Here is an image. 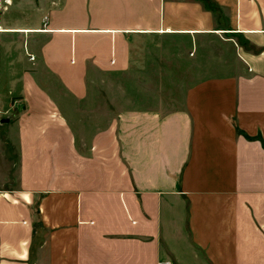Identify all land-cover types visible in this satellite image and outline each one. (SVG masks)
Returning a JSON list of instances; mask_svg holds the SVG:
<instances>
[{
  "label": "crops",
  "instance_id": "0c3cea01",
  "mask_svg": "<svg viewBox=\"0 0 264 264\" xmlns=\"http://www.w3.org/2000/svg\"><path fill=\"white\" fill-rule=\"evenodd\" d=\"M152 40L200 82L174 109L114 112L90 85ZM161 262L264 264V0L1 6L0 264Z\"/></svg>",
  "mask_w": 264,
  "mask_h": 264
},
{
  "label": "rangeland",
  "instance_id": "374dc122",
  "mask_svg": "<svg viewBox=\"0 0 264 264\" xmlns=\"http://www.w3.org/2000/svg\"><path fill=\"white\" fill-rule=\"evenodd\" d=\"M165 43L169 40H152L146 53V62L139 65L133 64L125 73L110 74L105 80L92 83L90 88L93 93L99 89L108 91L112 109L140 108V107H165V110L174 109L183 103L185 92L188 88L198 84L200 75L195 76L197 65L189 63L186 50L177 48L166 49ZM157 44H162L161 46ZM180 45L179 42L174 43ZM210 48L205 50L209 56L207 63L200 65L204 68L203 75H213L218 72V59L222 50L217 41H210ZM189 55V54H188ZM107 78V79H106ZM97 103L101 99L95 97ZM115 114V113H114ZM99 122H106L100 114ZM83 117L90 120L94 115L85 112ZM98 122V123H99Z\"/></svg>",
  "mask_w": 264,
  "mask_h": 264
},
{
  "label": "built area",
  "instance_id": "2783aa9c",
  "mask_svg": "<svg viewBox=\"0 0 264 264\" xmlns=\"http://www.w3.org/2000/svg\"><path fill=\"white\" fill-rule=\"evenodd\" d=\"M13 0H0V8L1 6L6 7L8 5H10L12 3ZM32 60H35V57L33 55H30ZM159 264H163V262L159 263Z\"/></svg>",
  "mask_w": 264,
  "mask_h": 264
},
{
  "label": "water",
  "instance_id": "95a60500",
  "mask_svg": "<svg viewBox=\"0 0 264 264\" xmlns=\"http://www.w3.org/2000/svg\"><path fill=\"white\" fill-rule=\"evenodd\" d=\"M4 121H8V120L6 119V120H4Z\"/></svg>",
  "mask_w": 264,
  "mask_h": 264
}]
</instances>
